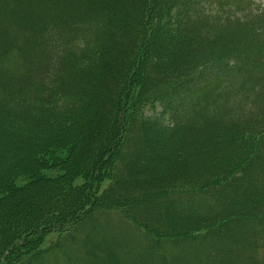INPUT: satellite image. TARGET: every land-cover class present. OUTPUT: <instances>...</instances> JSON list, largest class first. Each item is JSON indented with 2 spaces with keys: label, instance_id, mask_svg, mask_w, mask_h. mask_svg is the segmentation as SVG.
I'll list each match as a JSON object with an SVG mask.
<instances>
[{
  "label": "trees",
  "instance_id": "16d2710c",
  "mask_svg": "<svg viewBox=\"0 0 264 264\" xmlns=\"http://www.w3.org/2000/svg\"><path fill=\"white\" fill-rule=\"evenodd\" d=\"M51 263L264 264V6L0 0V264Z\"/></svg>",
  "mask_w": 264,
  "mask_h": 264
},
{
  "label": "rangeland",
  "instance_id": "374dc122",
  "mask_svg": "<svg viewBox=\"0 0 264 264\" xmlns=\"http://www.w3.org/2000/svg\"><path fill=\"white\" fill-rule=\"evenodd\" d=\"M255 2H257V3H259L260 5H262V6H264V0H254ZM77 182H80V180L78 179L77 180ZM106 183L107 182H104L102 185H103V187L106 185ZM112 215L113 214H106V215H103L101 218L103 219V220H109V221H107L108 223H113V222H111V217H112ZM116 221H117V224H123L120 220H119V218H117L116 219ZM101 226H104V227H107L106 225H108L106 222H103V223H99ZM120 226H122V225H120ZM109 228V227H108ZM131 233V232H130ZM131 235H133V233H131ZM134 236V235H133ZM51 238H55V237H51ZM52 264V263H51ZM54 264V263H53Z\"/></svg>",
  "mask_w": 264,
  "mask_h": 264
}]
</instances>
